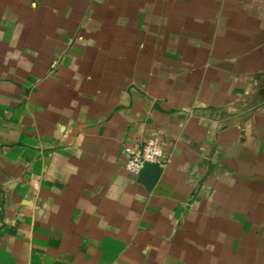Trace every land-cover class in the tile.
Returning a JSON list of instances; mask_svg holds the SVG:
<instances>
[{"label":"crops","instance_id":"obj_1","mask_svg":"<svg viewBox=\"0 0 264 264\" xmlns=\"http://www.w3.org/2000/svg\"><path fill=\"white\" fill-rule=\"evenodd\" d=\"M0 264H264V0H0Z\"/></svg>","mask_w":264,"mask_h":264},{"label":"built area","instance_id":"obj_2","mask_svg":"<svg viewBox=\"0 0 264 264\" xmlns=\"http://www.w3.org/2000/svg\"><path fill=\"white\" fill-rule=\"evenodd\" d=\"M124 153L126 155L125 167L135 175H138L148 163L158 165L159 167L167 163L162 143L157 137L145 139L141 146H126Z\"/></svg>","mask_w":264,"mask_h":264},{"label":"water","instance_id":"obj_3","mask_svg":"<svg viewBox=\"0 0 264 264\" xmlns=\"http://www.w3.org/2000/svg\"><path fill=\"white\" fill-rule=\"evenodd\" d=\"M159 166L158 165H155V164H146L144 167H143V169L140 171V175H143V174H145V173H150V175L152 176V178L151 179H153L155 176H156V174H157V172H158V170H159Z\"/></svg>","mask_w":264,"mask_h":264}]
</instances>
